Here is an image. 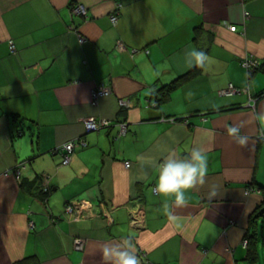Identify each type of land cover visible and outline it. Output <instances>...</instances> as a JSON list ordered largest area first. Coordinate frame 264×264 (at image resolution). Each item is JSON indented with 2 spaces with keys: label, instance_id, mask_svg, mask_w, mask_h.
I'll list each match as a JSON object with an SVG mask.
<instances>
[{
  "label": "crops",
  "instance_id": "crops-1",
  "mask_svg": "<svg viewBox=\"0 0 264 264\" xmlns=\"http://www.w3.org/2000/svg\"><path fill=\"white\" fill-rule=\"evenodd\" d=\"M194 49L209 61L157 105L161 86L197 66ZM248 54L264 58V0H0V264H114L103 247L125 242L146 254L140 264H252L244 240L264 208V72L247 73ZM102 83L111 92L96 101ZM88 117L108 124L88 131ZM79 138L87 144L63 164L56 149ZM194 148L208 173L177 206L154 190L158 163ZM38 175L47 200L22 187ZM73 200L90 204L79 219L65 212Z\"/></svg>",
  "mask_w": 264,
  "mask_h": 264
},
{
  "label": "clouds",
  "instance_id": "clouds-1",
  "mask_svg": "<svg viewBox=\"0 0 264 264\" xmlns=\"http://www.w3.org/2000/svg\"><path fill=\"white\" fill-rule=\"evenodd\" d=\"M194 56L195 64L201 67L210 59L203 51L195 49ZM228 133L240 146L247 145L249 137L241 133L239 126H230ZM208 165V156L200 148H194L190 154L182 158L168 156L158 163V178L154 190L164 196L174 197L173 203L177 206L184 205L187 202V190L204 182ZM130 248L131 245L125 242L123 248L105 245L102 251L105 259H114V264H140Z\"/></svg>",
  "mask_w": 264,
  "mask_h": 264
},
{
  "label": "built area",
  "instance_id": "built-area-1",
  "mask_svg": "<svg viewBox=\"0 0 264 264\" xmlns=\"http://www.w3.org/2000/svg\"><path fill=\"white\" fill-rule=\"evenodd\" d=\"M72 12L78 16H84L85 17L88 14V9L84 4H76L72 7ZM111 19H112L113 23L116 24L118 22L119 18L117 15L113 14ZM231 28L233 30H236L237 26L231 25ZM81 41H84V37L81 38ZM118 46L121 49H126V46L122 41H118ZM9 48H10L11 53L15 54L17 52V46L13 40L9 41ZM259 62L260 61L256 57H254L253 54H248L247 56H245L243 63L247 69L248 74H251V73H253V71L256 70V68L259 65ZM230 86H231L230 90L237 91V90L233 89L234 87L232 84ZM110 92L111 91L108 88V86L106 84L102 83V84H99L98 86H96L93 94H94L95 100L97 101V99H99V97H101L102 95L109 94ZM224 92H226V91H224ZM253 101H254V105H255V100L253 99ZM119 104H120V106L130 105V102L125 100V99H119ZM107 124H108L107 120L96 119L95 117H88L84 121L85 128L88 131L100 130L102 127H104ZM119 125H120L119 134L120 135L125 134L127 132V128H128L127 122H125V121L121 122V123H119ZM86 144L87 143L84 140H82L81 138L71 139L70 141H67V142H64L63 144H61L56 150L63 152L64 160L62 163L68 164L71 161V156H72L73 152L75 151L76 147L80 146V145H86ZM130 165H131V162L126 161V166L129 167ZM24 166L25 165L22 163V164H18L15 167V170L18 174V177H20L21 169ZM44 187H45V189H47L48 186L44 185ZM89 206H90L89 202L84 201V200L68 201L65 205V212L67 214L72 215L75 219H79L81 214L83 213V211L86 208H88ZM76 243H77L78 247H82L83 242L80 238L76 239ZM247 244H248V240L245 239L244 245L247 246ZM140 252H142V254L144 256L143 255L140 256L139 254H136V253H134V254L137 256L138 259L140 258L141 261L146 262L147 261L146 254L143 251H140Z\"/></svg>",
  "mask_w": 264,
  "mask_h": 264
},
{
  "label": "trees",
  "instance_id": "trees-1",
  "mask_svg": "<svg viewBox=\"0 0 264 264\" xmlns=\"http://www.w3.org/2000/svg\"><path fill=\"white\" fill-rule=\"evenodd\" d=\"M114 14L117 15L119 18V11L115 12ZM197 28L201 29V27H197ZM201 69L202 67L197 65L194 68L190 69L189 71L185 72L184 74L178 76L171 82L161 86L157 90V92H155L157 105H161L163 103L168 102L171 98L172 93L176 89H178L180 86L184 85L185 83L191 81L196 76H198L200 74ZM258 71L264 72V58L259 62L258 67L256 68L255 71H253V73L258 72ZM12 115L15 119L19 118L18 113H12ZM127 131H128V128H127ZM16 136L18 135L15 134L14 138H16ZM44 183H45V178L42 175H38L37 178L33 180L26 181L22 179L21 181L22 187H24L25 189H28L32 194L41 197L43 200H47L49 193H50V187L48 186L47 189H45ZM260 216H264V208H260L258 212L256 213V215L254 214V216L250 219V225H249L248 232L246 235V238L248 240V244L246 246L247 252H248V259L252 264L256 263L259 260V255H260L259 249H258V240H259L258 236H260V231L258 232V226H257L259 225L258 219ZM15 264H41V262L38 261L37 258H35L34 256L32 257L28 256L22 260L17 261Z\"/></svg>",
  "mask_w": 264,
  "mask_h": 264
},
{
  "label": "rangeland",
  "instance_id": "rangeland-1",
  "mask_svg": "<svg viewBox=\"0 0 264 264\" xmlns=\"http://www.w3.org/2000/svg\"><path fill=\"white\" fill-rule=\"evenodd\" d=\"M229 28L231 29V30H233L232 28H231V25L229 26ZM234 31V30H233ZM83 214V213H82ZM81 214V215H82ZM258 221L260 222V228H259V231H260V236H258L259 237V240H258V244H259V247H261V255L263 256L264 255V253H263V251H264V248L262 249V247H264V216H260L259 217V219H258ZM133 253H136V254H139L140 256L141 255H143L142 254V252H133ZM144 256V255H143ZM263 260H264V258L262 257V259H261V262L262 263H264L263 262ZM139 261H141V259L139 258Z\"/></svg>",
  "mask_w": 264,
  "mask_h": 264
},
{
  "label": "water",
  "instance_id": "water-1",
  "mask_svg": "<svg viewBox=\"0 0 264 264\" xmlns=\"http://www.w3.org/2000/svg\"><path fill=\"white\" fill-rule=\"evenodd\" d=\"M118 137H120V134H119V133H118ZM118 137H117V138H118ZM263 204H264V203H263Z\"/></svg>",
  "mask_w": 264,
  "mask_h": 264
}]
</instances>
